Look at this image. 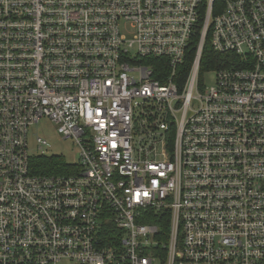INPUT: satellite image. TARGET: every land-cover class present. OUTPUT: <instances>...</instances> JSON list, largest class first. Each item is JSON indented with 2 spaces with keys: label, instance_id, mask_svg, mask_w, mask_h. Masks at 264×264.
Here are the masks:
<instances>
[{
  "label": "built area",
  "instance_id": "2783aa9c",
  "mask_svg": "<svg viewBox=\"0 0 264 264\" xmlns=\"http://www.w3.org/2000/svg\"><path fill=\"white\" fill-rule=\"evenodd\" d=\"M214 4L0 0V264H264V0Z\"/></svg>",
  "mask_w": 264,
  "mask_h": 264
},
{
  "label": "trees",
  "instance_id": "16d2710c",
  "mask_svg": "<svg viewBox=\"0 0 264 264\" xmlns=\"http://www.w3.org/2000/svg\"><path fill=\"white\" fill-rule=\"evenodd\" d=\"M222 1V0H215L214 4V10H217V4ZM200 29H201V23L199 24V27L197 29V32L195 36L193 37L192 40V49L194 52V49L196 48V45L198 43V39L200 36ZM194 54V53H193ZM235 55L226 53H217L215 52L212 47L210 46V41L207 40V44L205 47L203 59H202V69L203 68H218V67H227L235 64ZM143 64L146 65H152L156 69L157 72V66H163L164 61L159 60V59H143L142 60ZM31 167H32V172L34 174H53V173H67L69 172L70 164L66 160V158L63 155L59 154H41L34 156L31 160ZM162 225L164 228L168 229L170 227V219L168 220H163ZM161 226V221L157 222Z\"/></svg>",
  "mask_w": 264,
  "mask_h": 264
},
{
  "label": "rangeland",
  "instance_id": "374dc122",
  "mask_svg": "<svg viewBox=\"0 0 264 264\" xmlns=\"http://www.w3.org/2000/svg\"><path fill=\"white\" fill-rule=\"evenodd\" d=\"M204 86L210 87L215 84L216 73L213 70L207 71L203 76ZM44 135L48 140V147L44 148L47 154L63 155L68 162H73L79 158V149L72 139H64L55 129V125L48 119H43L31 127L29 143L32 153L37 150L35 137L36 135ZM156 264H160L157 262Z\"/></svg>",
  "mask_w": 264,
  "mask_h": 264
}]
</instances>
